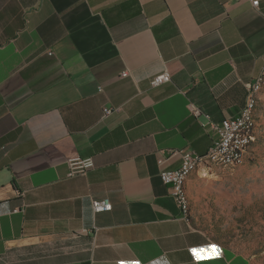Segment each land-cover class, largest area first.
I'll return each mask as SVG.
<instances>
[{
    "label": "crops",
    "instance_id": "crops-1",
    "mask_svg": "<svg viewBox=\"0 0 264 264\" xmlns=\"http://www.w3.org/2000/svg\"><path fill=\"white\" fill-rule=\"evenodd\" d=\"M254 1L0 0V264H253L160 174L181 165L169 150L214 142L190 101L236 116L264 72ZM75 156L94 166L69 176Z\"/></svg>",
    "mask_w": 264,
    "mask_h": 264
},
{
    "label": "rangeland",
    "instance_id": "rangeland-1",
    "mask_svg": "<svg viewBox=\"0 0 264 264\" xmlns=\"http://www.w3.org/2000/svg\"><path fill=\"white\" fill-rule=\"evenodd\" d=\"M242 165L206 163L193 170L190 220L211 239L264 264V105Z\"/></svg>",
    "mask_w": 264,
    "mask_h": 264
},
{
    "label": "built area",
    "instance_id": "built-area-1",
    "mask_svg": "<svg viewBox=\"0 0 264 264\" xmlns=\"http://www.w3.org/2000/svg\"><path fill=\"white\" fill-rule=\"evenodd\" d=\"M254 4H258V0L254 1ZM124 76L127 75V72H123ZM171 81V74L169 71H163L156 74L150 81L151 86L157 87L164 83ZM264 85V72H262L254 81L247 84L248 95L245 105L243 106L240 114L232 117L224 118L222 121L218 122L212 119V117L204 112L200 106L196 103L190 101L189 109L196 118L201 116L204 117V120H201V125L204 128H210L215 132V138L212 146L209 148L205 155H200L190 149H171L170 154L180 155L182 162L181 165L174 169L163 170L160 174L161 179L165 184L169 186V192L174 198L177 206L179 207L181 214L185 217V207L183 205V199L179 195L178 187V175H186L189 172H193L197 167L202 164L208 163V157H210V151L216 150L217 148H224L225 157L231 158L233 162H237L238 147L240 145H234L233 147H226L224 145V138L226 136H234L237 138L240 133L246 132L245 117L246 111L249 106H252L254 101L258 100L259 94ZM112 112V109H106L104 115H108ZM251 135V133H247ZM217 159V158H215ZM70 172L69 176H73L79 173H85L87 170L94 166V159L92 157H80L75 156L69 160ZM93 208L96 212L111 210L112 204L109 200H93Z\"/></svg>",
    "mask_w": 264,
    "mask_h": 264
},
{
    "label": "bare ground",
    "instance_id": "bare-ground-1",
    "mask_svg": "<svg viewBox=\"0 0 264 264\" xmlns=\"http://www.w3.org/2000/svg\"><path fill=\"white\" fill-rule=\"evenodd\" d=\"M257 105H258V100L254 101L253 105L249 106L246 111V117H245L246 132L251 133V135H247V133H240L237 138H234V136H226V138H224V145L226 147H233L234 145L242 144L241 147H238V155H239L238 161L233 162L231 158H224L225 157L224 148H217L216 150L210 151V157H208V163H218L228 166H238L244 164L249 159L251 147L257 135ZM190 174L191 172L187 173L186 175H178L179 195L183 199V205L186 206L185 216L190 214V209H191V199L187 188V181Z\"/></svg>",
    "mask_w": 264,
    "mask_h": 264
},
{
    "label": "snow or ice",
    "instance_id": "snow-or-ice-1",
    "mask_svg": "<svg viewBox=\"0 0 264 264\" xmlns=\"http://www.w3.org/2000/svg\"><path fill=\"white\" fill-rule=\"evenodd\" d=\"M193 251H196V250H193Z\"/></svg>",
    "mask_w": 264,
    "mask_h": 264
},
{
    "label": "trees",
    "instance_id": "trees-1",
    "mask_svg": "<svg viewBox=\"0 0 264 264\" xmlns=\"http://www.w3.org/2000/svg\"><path fill=\"white\" fill-rule=\"evenodd\" d=\"M188 219H190V218L188 217Z\"/></svg>",
    "mask_w": 264,
    "mask_h": 264
}]
</instances>
